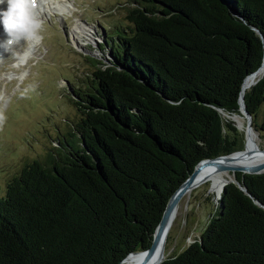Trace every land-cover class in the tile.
Here are the masks:
<instances>
[{"label": "trees", "instance_id": "obj_1", "mask_svg": "<svg viewBox=\"0 0 264 264\" xmlns=\"http://www.w3.org/2000/svg\"><path fill=\"white\" fill-rule=\"evenodd\" d=\"M121 9L122 24L102 29L105 63L69 80L77 113L61 146L0 195V264H119L148 248L200 160L236 150L241 133L223 114L239 113L242 80L264 63V0ZM242 98L264 131V64ZM234 178L247 194L225 184L198 239L159 264H264V172Z\"/></svg>", "mask_w": 264, "mask_h": 264}, {"label": "rangeland", "instance_id": "obj_2", "mask_svg": "<svg viewBox=\"0 0 264 264\" xmlns=\"http://www.w3.org/2000/svg\"><path fill=\"white\" fill-rule=\"evenodd\" d=\"M127 1H65L63 9L39 15L43 40L31 50L26 64L16 66L12 54L27 47L24 41L13 44L0 56V111L6 116L0 127V195L23 166L32 160L41 161L61 146L59 142L70 131L69 123L74 122L77 113L68 91L69 80L75 81V85L84 82L82 77L93 59L105 63L109 53L102 46L104 40L108 41L102 34L103 26L122 24L123 13L119 9ZM3 8L6 3L0 4V9ZM76 24L87 26L89 36L74 40ZM2 31L0 24V39L5 38ZM236 115L243 127L232 115L223 114L239 126L241 138L235 151L242 150L245 144V119L240 113ZM254 134L258 147L264 149V131ZM226 179V176L205 179L181 197L167 232L164 258L177 254L198 239L217 206L218 186Z\"/></svg>", "mask_w": 264, "mask_h": 264}, {"label": "bare ground", "instance_id": "obj_3", "mask_svg": "<svg viewBox=\"0 0 264 264\" xmlns=\"http://www.w3.org/2000/svg\"><path fill=\"white\" fill-rule=\"evenodd\" d=\"M65 1H68V0H37L38 7L36 11L38 15H40L48 11L63 9L65 5L64 4ZM88 32L89 31H88L87 26L85 27V25L83 24L82 25L76 24L72 35L75 40V39H80L81 36L88 37L89 36ZM1 34L5 36L4 30L1 32ZM26 49L27 47L23 49L21 52H23ZM3 53L4 52H0V56ZM260 73H261V69H259L257 72L253 74H249L248 76H246L243 82V88H242L241 93H243L244 89L248 88L251 85V83L255 81V77L259 75ZM234 117H235V120L237 119L238 124L241 125V120H240L241 118L238 115H232V119H234ZM240 127H243V126L241 125ZM255 139H256V136L254 134V131L253 130L247 131L245 134V149L237 150L231 153L230 155H227V157H224V158H217L212 163H207V162L198 163L195 167L194 182L196 184L194 185V187L197 186L202 181H204L205 179L209 180V179H213L219 176H226L227 179H232L234 177V173H230V171L228 170H224V171L218 170L215 167V163L224 164V165H249V164H256V163L264 161V153H258V152H255L254 149H252V147L255 145L254 144ZM223 183L224 181L218 186V190L220 189V186ZM176 210H177V207L174 210L170 224L164 234L161 251L156 250L152 255L146 258L142 257L143 256L142 253H139V252L131 253V254H128L123 259V261L120 262V264L127 263V262H133V261L136 264H156L160 255L165 256L163 252L164 244L166 241V236H167L169 227L175 217Z\"/></svg>", "mask_w": 264, "mask_h": 264}, {"label": "water", "instance_id": "obj_4", "mask_svg": "<svg viewBox=\"0 0 264 264\" xmlns=\"http://www.w3.org/2000/svg\"><path fill=\"white\" fill-rule=\"evenodd\" d=\"M256 32L259 34V37L261 38L260 33L257 30H256ZM263 64L264 63L262 62V64L259 66V68L250 74L257 72L259 69H261V72H262L263 71ZM248 75H246V76H248ZM246 76L242 80V83L240 86V93L238 96V111H239L240 115L242 117H244V119H245V125H244V131H243L244 132V139H245L246 132L252 130L251 125H250V116L244 107L242 93H241L242 88H243V82H244ZM254 82L255 81H253L252 83H254ZM236 127L238 128L239 126H236ZM254 144L255 145L252 147V149H254L255 152L264 153V149H260L255 142H254ZM243 149H245V144H243ZM231 153H233V152H231ZM231 153L226 154V155H220V156H217L214 158L202 159L198 163H206V162L212 163L217 158L227 157V155H230ZM196 165L194 166L191 173L185 178V180L182 181V183L169 196V198H168V200L164 206V209L162 211L161 217H160L157 225L154 228V231H153L152 237H151V242H150V245L148 246V248L141 250V251L130 252L128 254L139 252V253L143 254V256H142L143 258H146V257H149L150 255H152L156 250L161 251L164 234H165V232H166V230L170 224L172 215L174 213L175 208L178 205L179 200L181 199V197L186 192H188L190 189H192L194 187V185L196 184L194 182V173H195ZM215 167L218 170H221V171L229 170L232 173L241 172V173H247V174H260V173L264 172V161L256 163V164H249V165H224V164L215 163ZM229 182L234 183L240 190H242L244 193H246V189L244 188V186H242L235 178L234 179H227L220 186L219 192L216 194L217 199L219 198L220 192L222 191L224 185L229 183ZM254 203L258 204L255 200H254ZM163 259H164V256L160 255L156 264H159Z\"/></svg>", "mask_w": 264, "mask_h": 264}, {"label": "clouds", "instance_id": "obj_5", "mask_svg": "<svg viewBox=\"0 0 264 264\" xmlns=\"http://www.w3.org/2000/svg\"><path fill=\"white\" fill-rule=\"evenodd\" d=\"M6 8L0 9V24L6 38L0 39V52H8L13 44L24 41L27 49L23 52H13L16 66L24 65L31 57L32 49L39 46L43 40L41 31L43 23L36 11L37 0H0ZM6 116L0 111V127Z\"/></svg>", "mask_w": 264, "mask_h": 264}]
</instances>
